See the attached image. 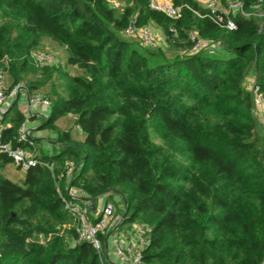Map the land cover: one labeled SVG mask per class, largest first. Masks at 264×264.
<instances>
[{"label":"trees","instance_id":"trees-1","mask_svg":"<svg viewBox=\"0 0 264 264\" xmlns=\"http://www.w3.org/2000/svg\"><path fill=\"white\" fill-rule=\"evenodd\" d=\"M171 1L177 20L150 0H126L120 10L108 0H0V68L9 88L49 87L45 125L71 114L83 135L75 141L58 131L61 150L40 158L52 169L32 167L20 184L3 175L11 161L0 154V264H109L76 240L63 201L66 161L77 167L72 183L92 200L113 197L124 225L151 228L148 264L264 260V135L243 88L252 72L264 93V17L238 14L228 32L197 0ZM134 15L137 26L159 28L174 53L123 38ZM191 32L218 51L180 55ZM47 40L64 49L76 74L33 64L30 53ZM12 121L2 138L25 147L16 142L22 115Z\"/></svg>","mask_w":264,"mask_h":264},{"label":"built area","instance_id":"built-area-1","mask_svg":"<svg viewBox=\"0 0 264 264\" xmlns=\"http://www.w3.org/2000/svg\"><path fill=\"white\" fill-rule=\"evenodd\" d=\"M203 9L208 17L218 28L225 31L236 30L234 17L241 14L245 17H264V0H250L251 12H245L244 0H201ZM113 7H118L117 0H108ZM150 7L165 15L170 20H177L181 10L175 7L168 0H150ZM169 32L176 36L174 27H170ZM124 37H135L145 49H159L166 47V38L163 34L154 31L150 26H137L136 16H132L127 26L122 32ZM190 47L179 52L180 55L188 56L197 52H205L209 55L215 54L219 45L217 42L200 37L197 33L189 34ZM164 46V47H163ZM30 59L36 67L58 66L59 61L55 53L51 51L37 50L30 53ZM8 74L6 69L0 68V115L3 116L10 106L9 101L16 99L21 92L27 94L26 116H31L32 109L44 107L50 108L51 101L41 95H30L22 84H17L9 88L6 86ZM244 90L250 94L252 99V109L259 123V130L264 135V93L256 83L255 76L247 77L243 83ZM78 128V127H77ZM6 126L0 124V154H4L10 159L11 164L18 170L25 172L38 165L52 169V165L42 161L35 151V143L26 128L21 123L17 130L16 142L25 144V147H13L10 142L2 138ZM79 129V128H78ZM76 166L70 162H65L66 179V199L65 207L75 219L76 240L86 241L93 245L99 253L102 261L109 264H148L144 260V252L150 244L151 228L141 223H132L133 238L130 240L126 234L120 233V227L124 225L122 217H117L116 206L109 201L108 195L99 197L96 201L80 187L72 183L76 175ZM105 236L102 240L101 237ZM40 238V242H43ZM113 258V263L110 261ZM110 262H109V261ZM264 264V260L260 263Z\"/></svg>","mask_w":264,"mask_h":264},{"label":"crops","instance_id":"crops-1","mask_svg":"<svg viewBox=\"0 0 264 264\" xmlns=\"http://www.w3.org/2000/svg\"><path fill=\"white\" fill-rule=\"evenodd\" d=\"M199 4L202 6V1L197 0ZM203 7V6H202ZM155 32L162 34L161 30L159 28L152 27ZM46 41H44V44ZM59 48V47H57ZM57 48H54L57 49ZM44 49H49L51 50L52 48L50 47H44ZM60 51H63L64 53V59L61 61L59 60V57L57 56L56 52L55 55L58 57L59 64L56 66V68L62 67L65 69L66 66V53L64 49L59 48ZM52 52V50H51ZM253 73L249 72L247 77H252ZM30 95H41L45 98H49V95L46 94H41L39 92H32ZM10 106L7 108V112L4 114L7 115L5 119H3L4 115H0V124L6 126L7 128L11 127L12 125V119L14 118L15 114L18 112L20 115L23 117V124L26 126V128L29 130L33 141L35 143V151L36 154L38 155L39 158H42L44 155L45 156H53L58 154V152L61 150V144L58 143V138H57V132H70L73 140L75 141H80L83 139V135L80 132V130L77 128V126L74 124V117L71 114H66L65 116L59 118L55 123L53 128H48L45 123L48 120L50 116V108H44V107H39L32 109L31 111V116H26V104H27V94L26 92H21L17 99L16 103H13V100L9 101ZM8 172L9 175H13V173L18 172L21 174V180L24 177V172L16 169L11 163L8 164L3 171ZM9 179V178H8ZM10 180V179H9ZM120 233L126 234L127 238L132 240L133 238V228H132V223L131 224H125L120 227ZM113 258L110 256V261L113 263ZM109 261V260H108ZM109 261V262H110Z\"/></svg>","mask_w":264,"mask_h":264},{"label":"rangeland","instance_id":"rangeland-1","mask_svg":"<svg viewBox=\"0 0 264 264\" xmlns=\"http://www.w3.org/2000/svg\"><path fill=\"white\" fill-rule=\"evenodd\" d=\"M118 1V7L117 8H114L115 10H120V9H122V8H124V5H125V3H126V0H117ZM168 1H171V0H168ZM171 3H172V1H171ZM173 4V3H172ZM143 26H150V27H155V26H153V25H151V24H147V25H143ZM155 28H157V27H155ZM124 30V29H123ZM123 30H122V32H123ZM122 34V33H121ZM163 34V33H162ZM122 37L123 38H125L126 40H128V41H131V42H134L135 44H137L139 47H142V45L140 44V42L138 41V39L137 38H135V37H124L123 36V34H122ZM44 46L45 47H50V48H52L51 50H52V52H56L57 53V56L59 57V60H63L64 59V53H63V51H60L59 50V48H57V46H55V45H53L50 41H46V43L44 44ZM164 47V46H163ZM54 48H57V49H55L54 50ZM51 50H49V49H44L43 51H51ZM161 50H163V51H165L166 52V54L168 55V56H170V55H172L174 52H173V50L171 49V48H162ZM65 71H67V73H69V74H71V75H74V74H76L77 73V70L75 69V68H72V67H65ZM10 78L7 76V78H6V86L8 87L9 85H10ZM57 86L58 87H61L62 86V83L60 82V81H58L57 82ZM39 93H41V94H46V95H49V87H47V86H45V87H42L39 91H38ZM60 93H62V94H64V92H62L61 90L59 91ZM45 156V155H44ZM4 176L6 177V178H9L12 182H14V183H17V184H20L21 183V174L20 173H18V172H15V173H13V175H9V173L8 172H4ZM109 201H111V202H113V203H115V204H117V209H116V215H117V217H122V215L124 214L123 212H122V205H121V203L120 202H116L115 201V199L113 198V197H110L109 198ZM76 225H77V223H76V221H75V223H74V227H76Z\"/></svg>","mask_w":264,"mask_h":264},{"label":"water","instance_id":"water-1","mask_svg":"<svg viewBox=\"0 0 264 264\" xmlns=\"http://www.w3.org/2000/svg\"><path fill=\"white\" fill-rule=\"evenodd\" d=\"M125 216H126V212H124V214L122 215L123 220H124Z\"/></svg>","mask_w":264,"mask_h":264}]
</instances>
